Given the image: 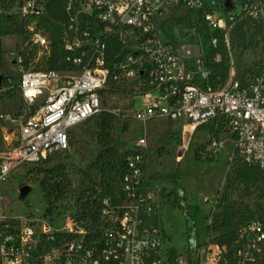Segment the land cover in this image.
I'll list each match as a JSON object with an SVG mask.
<instances>
[{
	"label": "built area",
	"instance_id": "obj_1",
	"mask_svg": "<svg viewBox=\"0 0 264 264\" xmlns=\"http://www.w3.org/2000/svg\"><path fill=\"white\" fill-rule=\"evenodd\" d=\"M55 4L67 15L63 46L74 69L27 71L17 85L24 105L17 148L13 158L0 157V264H145L151 252L160 260L161 232L149 223L156 206L147 188L145 197H135L145 175L140 156L130 160L133 175L124 180L129 199L116 206L104 201L107 226L97 238L76 218L58 226L49 218L6 216L3 188L19 167L68 152L71 133L102 112L119 117L104 108L106 96L115 84L134 80L146 89L147 101L135 120L164 118L191 134L222 123L241 160L264 171V0H0V17H18L25 24V36H0L2 58L6 39L17 36L50 55V38L32 18H45ZM170 24L185 33L167 42L163 36ZM239 26L252 28L247 40L253 39L257 48L251 51L259 52L241 73L235 61L241 57L235 45ZM111 36L123 46L116 56L122 60L112 64ZM222 73L226 77L218 76ZM6 76L1 68V94L9 91L3 87ZM145 147L141 140L137 151L144 153ZM219 148L211 141L210 151ZM140 235H151L154 244ZM164 259L154 264H264V220L241 226L230 245L214 238L185 253L171 249Z\"/></svg>",
	"mask_w": 264,
	"mask_h": 264
},
{
	"label": "rangeland",
	"instance_id": "obj_2",
	"mask_svg": "<svg viewBox=\"0 0 264 264\" xmlns=\"http://www.w3.org/2000/svg\"><path fill=\"white\" fill-rule=\"evenodd\" d=\"M184 33V28H176L170 24L163 38L168 42L173 36L180 37ZM6 42L2 72L12 76L17 86L24 72L42 68L39 66L42 52L38 50L37 58L29 61V55L24 51L28 42L19 36L7 39ZM32 51L35 53V49ZM238 53L241 54L235 60L238 73L243 72L252 59L259 56V52L251 50L243 52L239 49ZM115 86L110 87L104 108L119 112L112 130L117 147L122 151H137L141 150L140 141H146L143 150L146 158L144 180L158 215L156 229L161 232L157 241L160 244L158 250L161 252V259L155 256V252H151L145 259V264H154L158 260L162 263L166 252L171 249L181 254L201 248L208 240L217 238V234L209 232L208 226L212 216L219 212L217 201L225 193L234 208L246 216L241 221V226L257 219L264 220L262 185L248 189L238 180H227V175L242 165L229 130L224 129L222 133L216 134L215 128L212 129L213 125L209 124L203 127L207 129L191 134V130L184 129L181 123L170 122L164 118L137 121L134 119L136 110L147 106V101L142 97L146 89L137 80L124 81ZM2 95L4 99L0 102V157L7 159L15 156L19 117L24 114V105L18 92L13 99L8 98L5 92ZM125 127L127 131H124ZM97 133L95 120L86 122L71 133L70 150L52 157L49 165L66 166L71 180V188L60 201L53 204L45 199L40 188L43 177L30 173L29 167L22 166L14 170L9 184L3 188L4 214L17 219L29 216L40 220L49 218L52 224L58 226L68 218H77L80 210L78 199L84 191L79 171L86 169L96 158L99 150ZM214 140L220 143V148L215 152L210 151L211 141ZM24 187H29L30 190L21 198L20 193ZM174 190L177 191L178 198L171 194ZM139 238H146L151 245L155 242L151 235H140Z\"/></svg>",
	"mask_w": 264,
	"mask_h": 264
},
{
	"label": "trees",
	"instance_id": "obj_3",
	"mask_svg": "<svg viewBox=\"0 0 264 264\" xmlns=\"http://www.w3.org/2000/svg\"><path fill=\"white\" fill-rule=\"evenodd\" d=\"M32 20L37 23L40 29L48 34L51 43L50 55H41V58H39V66L42 68L36 71H72L74 67L71 63L67 62L68 53L63 46L64 33L62 25L67 23V15L61 5L55 4L53 8L49 10L45 18L40 20L32 18ZM24 28L25 24L18 17H0V36H25ZM251 31L252 28H245L244 26H239L238 28L237 46L239 49H242L243 52L257 48V44L253 39L248 43L247 37L251 34ZM25 47L24 51L25 54L29 55V61L35 60L39 48L32 42H28ZM33 49H35V53L32 51ZM107 52L108 61L112 64L122 60L121 58L117 60L116 56L123 53V46L115 37H108ZM75 55L76 54H74V56ZM1 68L2 55L0 52V69ZM249 72L256 73L253 70ZM113 75H119V72L116 71ZM223 75L222 73V75L218 76L223 78ZM3 87L9 88V91L6 93L8 98H15L17 92L20 96L12 76H6ZM124 93L129 92L124 91ZM132 93L133 92H130L131 95H134ZM3 99L4 96L0 93V102H2ZM94 120L98 128L97 141L99 150L96 158L90 162L87 168L79 171L84 191H82L78 199L80 210L76 219L78 222L86 225L90 230L96 231L94 236L97 238L101 233V229L107 226L106 220L102 214L104 201L108 200V204L116 206L121 201L129 199L128 193L124 192L123 188L125 178L133 175L129 167L130 160L133 157L140 156L142 161L139 165L140 171L142 174H145L146 158L145 154L142 152L122 151L117 147L114 136L112 135L113 126L118 120L116 114L102 112ZM214 128L216 134H220L226 129L222 123L214 124L212 129ZM204 129L207 128H200L198 131H203ZM124 131H127V127L124 128ZM238 160L242 162V165L237 167L231 174H228L227 180H238L240 183L247 186L248 189L257 188L261 184L264 191V171L255 166L245 164L241 158ZM51 161L52 158H49L41 165L29 167V171L30 173H35L38 177H43L40 182L41 191L44 194V198L54 204L60 201L71 188V180L66 166L63 164L49 165ZM179 167L180 165L178 168ZM146 188L147 184L141 178L139 185L136 187L135 197L137 199L141 196L145 197L147 194ZM171 194L178 198L176 190L172 191ZM217 210H219V212L212 216V221L208 226V230L218 235L217 240L220 244L230 245L237 237L238 231L241 228L240 223L242 220L246 219V216H244V213H241L240 210L234 208L233 203L229 201L227 193L223 195L222 199L217 201ZM154 212L155 214L153 217L149 218V223L155 225L158 223V215L156 214V210H154ZM111 227L112 224L108 219V229Z\"/></svg>",
	"mask_w": 264,
	"mask_h": 264
},
{
	"label": "water",
	"instance_id": "obj_4",
	"mask_svg": "<svg viewBox=\"0 0 264 264\" xmlns=\"http://www.w3.org/2000/svg\"><path fill=\"white\" fill-rule=\"evenodd\" d=\"M30 188L29 187H24L22 190H21V198H24L27 193L29 192Z\"/></svg>",
	"mask_w": 264,
	"mask_h": 264
},
{
	"label": "bare ground",
	"instance_id": "obj_5",
	"mask_svg": "<svg viewBox=\"0 0 264 264\" xmlns=\"http://www.w3.org/2000/svg\"><path fill=\"white\" fill-rule=\"evenodd\" d=\"M13 38H15V37H13ZM9 39H12V38H9ZM7 40V39H6ZM191 130V129H190Z\"/></svg>",
	"mask_w": 264,
	"mask_h": 264
}]
</instances>
